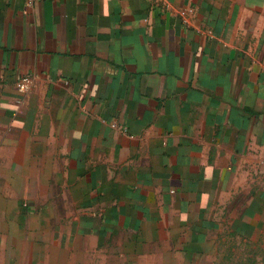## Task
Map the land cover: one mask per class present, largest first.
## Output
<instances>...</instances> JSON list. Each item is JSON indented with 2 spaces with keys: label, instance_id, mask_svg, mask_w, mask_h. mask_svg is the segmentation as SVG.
Wrapping results in <instances>:
<instances>
[{
  "label": "crops",
  "instance_id": "1",
  "mask_svg": "<svg viewBox=\"0 0 264 264\" xmlns=\"http://www.w3.org/2000/svg\"><path fill=\"white\" fill-rule=\"evenodd\" d=\"M0 264H264V0H0Z\"/></svg>",
  "mask_w": 264,
  "mask_h": 264
},
{
  "label": "built area",
  "instance_id": "2",
  "mask_svg": "<svg viewBox=\"0 0 264 264\" xmlns=\"http://www.w3.org/2000/svg\"><path fill=\"white\" fill-rule=\"evenodd\" d=\"M30 80L29 76H23L18 83L19 91L24 93L28 92L30 90Z\"/></svg>",
  "mask_w": 264,
  "mask_h": 264
}]
</instances>
